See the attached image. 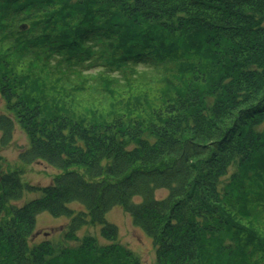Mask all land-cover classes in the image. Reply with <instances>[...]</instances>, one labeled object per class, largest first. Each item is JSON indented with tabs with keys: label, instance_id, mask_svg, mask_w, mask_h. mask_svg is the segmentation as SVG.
<instances>
[{
	"label": "trees",
	"instance_id": "1",
	"mask_svg": "<svg viewBox=\"0 0 264 264\" xmlns=\"http://www.w3.org/2000/svg\"><path fill=\"white\" fill-rule=\"evenodd\" d=\"M36 29L43 41L30 36ZM60 63L61 77L98 66L131 73L133 84L137 68L156 69V95L146 90L135 124L74 119L39 89L36 71ZM96 78L113 91L115 80ZM72 89L85 90L82 81ZM0 96V149L18 125L29 140L19 162L57 171L33 188L3 170L0 154V264H116L122 248L105 219L114 207L151 239L158 264H264L254 218L264 210V0H0ZM41 213L69 218L75 241L99 226L110 245L30 247Z\"/></svg>",
	"mask_w": 264,
	"mask_h": 264
},
{
	"label": "rangeland",
	"instance_id": "2",
	"mask_svg": "<svg viewBox=\"0 0 264 264\" xmlns=\"http://www.w3.org/2000/svg\"><path fill=\"white\" fill-rule=\"evenodd\" d=\"M24 25V24H23ZM27 30V26L25 25ZM23 32V31H22ZM31 37H34V41H43L46 37L38 29L30 33ZM52 61V60H51ZM42 64L41 61H37ZM97 65L98 61H92ZM58 70H55L51 64L47 67L49 72L37 70V75L41 77L39 89L47 95L49 102L53 101L57 105H64L67 109V113L73 116L74 119L86 118L90 122H99L102 124H109L116 120L121 121L124 125L129 123L125 122L126 117H132L135 124L139 122L138 114L146 106V97L144 93L150 91L155 93L158 87L157 80L159 79V71L156 69H143L137 68L135 71L138 73L135 75V83L127 82L132 76L127 71L116 72L114 74L97 73V67H86V70L82 72L86 76L67 75L60 76L59 70L64 68V65L60 63ZM27 68V63H23L19 72L14 74L19 80L23 77V72ZM22 69V70H21ZM81 72V70H79ZM102 75L103 77L113 81L111 86L112 92L108 95L101 92L99 89V83L96 76ZM36 74L29 72V76L36 78ZM91 79L92 81H88ZM95 79V80H93ZM59 80L60 82H56ZM83 82L84 91H74L72 88L79 82ZM62 86L65 90L62 92ZM147 90V91H146ZM151 95V94H147ZM151 108H158L156 103H151ZM6 113V102L0 96V115ZM264 126V122L263 125ZM29 140L25 133L15 126L12 136V142L5 148L0 149L2 156L3 170L9 172L19 171L22 177L23 183L32 186L33 188H44L52 183V179L57 174V171L43 162H34L31 165H22L19 162V152L27 148ZM230 174L233 169H230ZM227 175V177L230 176ZM165 190H159L155 196L157 199H163L166 195ZM41 192H26L23 195L21 201L17 204L20 206L30 200L40 197ZM70 208L78 211L83 208L77 203L70 204ZM258 224L263 226L264 231V210L260 215H254ZM105 219L108 223L114 225L117 230V241L115 243L118 247L122 248L121 252L116 257V264H158L159 259L156 253V247L152 243L151 239L145 235L140 229L133 226L131 218L125 214L120 207L112 208ZM69 218L60 217L53 218L47 213H41L36 217L35 232L29 240V246H35L43 242L51 243L52 247L59 250H73L79 247L85 238H94L98 247L109 246V242L106 241L100 235L99 226H84L76 234L75 237L78 241L71 240V237L66 235L69 233ZM207 244H210L213 240L208 239ZM125 249L131 254L130 260H127Z\"/></svg>",
	"mask_w": 264,
	"mask_h": 264
},
{
	"label": "water",
	"instance_id": "3",
	"mask_svg": "<svg viewBox=\"0 0 264 264\" xmlns=\"http://www.w3.org/2000/svg\"><path fill=\"white\" fill-rule=\"evenodd\" d=\"M25 29V28H24Z\"/></svg>",
	"mask_w": 264,
	"mask_h": 264
}]
</instances>
